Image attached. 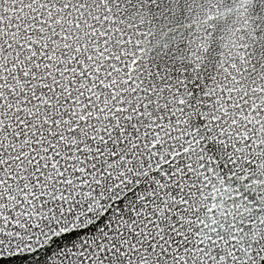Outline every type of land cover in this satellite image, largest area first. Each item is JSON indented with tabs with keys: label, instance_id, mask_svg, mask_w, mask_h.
Masks as SVG:
<instances>
[{
	"label": "snow or ice",
	"instance_id": "snow-or-ice-1",
	"mask_svg": "<svg viewBox=\"0 0 264 264\" xmlns=\"http://www.w3.org/2000/svg\"><path fill=\"white\" fill-rule=\"evenodd\" d=\"M0 264H264V0H0Z\"/></svg>",
	"mask_w": 264,
	"mask_h": 264
},
{
	"label": "water",
	"instance_id": "water-1",
	"mask_svg": "<svg viewBox=\"0 0 264 264\" xmlns=\"http://www.w3.org/2000/svg\"><path fill=\"white\" fill-rule=\"evenodd\" d=\"M50 254V253H49Z\"/></svg>",
	"mask_w": 264,
	"mask_h": 264
}]
</instances>
